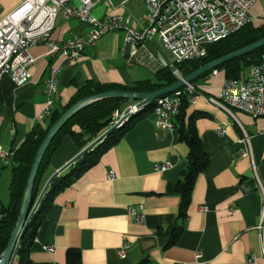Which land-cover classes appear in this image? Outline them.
<instances>
[{
	"label": "crops",
	"instance_id": "0c3cea01",
	"mask_svg": "<svg viewBox=\"0 0 264 264\" xmlns=\"http://www.w3.org/2000/svg\"><path fill=\"white\" fill-rule=\"evenodd\" d=\"M112 1L114 6L107 0L99 2L93 14L130 15L132 26L147 25L143 0ZM18 3L0 0V18ZM78 3L71 0L70 4ZM90 31L88 22L61 11L52 39L61 45ZM124 35V29L105 34L75 61L65 60L61 51L50 54L45 43L34 46L30 81L16 85L6 77L2 82L0 145L14 151L37 123H48L40 121L39 115L50 99L46 80L53 66L61 65L60 97L54 107L58 108L89 80L133 85L174 63L159 36L131 58L129 49H124ZM140 56L146 57L144 62ZM226 79L224 70L200 78L187 108L188 115L205 113L196 124L210 161L197 176L185 219H179L176 184L188 168L189 147L176 128L156 127L152 114L139 120L97 164L55 196L34 239L32 264H68L70 248L80 251L78 264H249L251 253L258 256L255 264H264L258 229L264 203V116L255 118L237 109L232 110L233 116L213 103L210 97L219 95ZM245 132L250 136V156L243 155L249 151ZM65 143L76 147L74 154L81 150L66 137L52 157L54 167L49 173L74 155L63 158L60 150ZM166 161L172 162L168 170H154L155 163ZM11 168L10 162L0 161V204L10 201ZM110 171L116 176L109 177ZM138 205L144 206L141 221L129 213V207ZM178 225L181 235L169 244ZM126 242L129 246L121 256L119 249ZM48 245L54 250L49 251ZM198 251L203 254L200 259Z\"/></svg>",
	"mask_w": 264,
	"mask_h": 264
},
{
	"label": "built area",
	"instance_id": "2783aa9c",
	"mask_svg": "<svg viewBox=\"0 0 264 264\" xmlns=\"http://www.w3.org/2000/svg\"><path fill=\"white\" fill-rule=\"evenodd\" d=\"M102 0H79L77 5L71 0H19L18 5L0 18V93L3 80L8 77L16 85H23L31 79V67L36 57L32 48L41 43L49 47V53L61 51L64 59L75 61L89 47L95 45L105 34L124 29V49H129L130 57L138 55L139 49L154 36H159L164 47L173 55L176 64L186 60H194L207 55V46L226 38L256 18L251 8L258 0H143L147 11L148 23L144 28L131 25L130 15L105 14L98 17L93 14L94 7ZM114 6L112 0H107ZM67 16H75L91 25L87 36H74L59 44L52 39L60 12ZM260 17L264 21V10ZM153 57V56H152ZM145 56H140L141 62ZM61 65L49 70L46 90L50 99L39 115L43 121L52 112L55 102L60 97ZM174 72L179 78L183 75L175 67ZM184 90L159 96L155 99L153 119L156 127L175 129V117L179 113L182 94L186 91L195 94L196 85L186 82ZM210 100L234 116L233 109L250 114L253 117L264 116V54L258 63L251 66L248 73L240 78L226 79L217 97ZM131 113L138 110L130 106ZM220 131L224 130L220 128ZM244 141L251 155L250 136L245 132ZM12 150L0 145V161L10 162ZM172 166L171 161L155 163V171L164 172ZM255 175L257 176L256 172ZM116 176L114 171L109 177ZM206 208V207H205ZM129 213L138 220L145 216L144 206L129 207ZM261 239V254L264 257V203L261 221L258 226ZM129 243L120 249L119 255L124 256ZM49 251L54 250L48 245ZM201 251L197 259L202 258ZM258 256L251 253L249 264H255Z\"/></svg>",
	"mask_w": 264,
	"mask_h": 264
},
{
	"label": "trees",
	"instance_id": "16d2710c",
	"mask_svg": "<svg viewBox=\"0 0 264 264\" xmlns=\"http://www.w3.org/2000/svg\"><path fill=\"white\" fill-rule=\"evenodd\" d=\"M263 36L264 21L257 25H254L253 22L248 23L226 38L208 44V52L205 57L194 60H186L176 64L175 67L183 76H187L201 65L233 52ZM263 54L264 47L228 60L203 73L198 78L193 80L192 83L196 85V82L200 78L209 75L215 70H224L227 79H240L248 73L253 64L258 63L261 60ZM175 67L166 66L160 68L156 71L154 78L137 80L133 85L120 83H97L89 80L78 88L76 94L66 105L54 108V104L51 114L45 118L48 120V123L46 125L42 122L37 123L26 135L22 144L13 151V155L10 160L13 172L10 183V201L7 204H0V256L5 251L12 231L18 222L24 195L27 190L29 175L37 151L49 128L60 117V115L75 102L105 91H154L172 85L179 80V77L174 72ZM184 89L185 87L181 88V90ZM190 96L191 95L187 91L182 94L181 108L175 117V128L179 133L180 139L189 147L188 168L185 171L183 178L176 184V190L181 199L179 206V219H185L187 217V210L191 201V195L197 176L208 167L210 161L209 154L205 149L196 124L197 119L200 116L205 115V113L195 111L190 115L187 114V108L190 104ZM137 101L138 100L136 99L132 100L124 96L104 97L88 103L76 114H74L54 137L45 152L35 179L30 208H32L35 204L46 181L52 174L49 173L52 157L59 149L64 139L66 137H70L79 149H83L86 145L111 127L114 121L115 113L125 112L128 107L136 104ZM154 107L155 100L131 113L122 122V124L105 136L99 145L86 152L78 161L53 179L39 208L35 211L32 219L25 229L17 252V264H32L30 252L34 239L41 223L44 221L50 207L53 204L55 196L64 188L69 186L86 170L97 164L101 156L120 139H122L125 133L133 128L139 120L152 115ZM181 232L182 226H176L171 234L169 244L175 243L180 237ZM79 258V250L75 248H70L68 250V264H78ZM140 264H143V262Z\"/></svg>",
	"mask_w": 264,
	"mask_h": 264
},
{
	"label": "water",
	"instance_id": "95a60500",
	"mask_svg": "<svg viewBox=\"0 0 264 264\" xmlns=\"http://www.w3.org/2000/svg\"><path fill=\"white\" fill-rule=\"evenodd\" d=\"M264 47V36L259 38L258 40L247 44L233 52H230L226 55H223L219 58H216L214 60H211L197 69H195L193 72L188 74L187 76H183V78H179L177 82H175L172 85H169L167 87H164L162 89L154 90V91H142V92H134V91H128V90H109L105 91L99 94H96L91 97H87L84 99H81L77 102H75L73 105H71L68 109H66L60 117L52 124V126L49 128L45 138L43 139L37 154L35 156L32 169L29 175L28 179V185L27 190L24 195L23 203L21 206L20 216L18 219L17 224L15 225L10 240L8 242V245L5 249V251L0 256V264H14L17 258V252L18 248L20 246L21 239L24 235L25 229L27 228L30 220L32 219L35 211L39 208L48 188L50 187L53 179L60 175L63 171H65L68 167H70L72 164H74L76 161H78L86 152L93 149L95 146L99 145V143L104 139L105 136H107L109 133H111L114 129H116L122 122L131 114V108L128 107L125 112L122 114V116L106 131H104L101 135H99L96 139H94L92 142H90L88 145H86L83 149H81L73 158H71L69 161H67L62 167L54 171L48 180L46 181L38 199L36 200L35 204L32 208H30V204L32 201V192L33 187L35 183V179L40 167V163L45 155V152L47 148L49 147L51 141L54 139V137L58 134V132L63 128V126L68 122V120L76 114L81 108H83L85 105H87L90 102H93L95 100L104 98V97H112V96H124L128 97L132 100H138L135 104L136 108H141L145 106L146 104L154 101L159 96L174 92L183 86H185L186 82H192L196 78H198L203 73L215 68L216 66L237 58L239 56L248 54L254 50H257L259 48Z\"/></svg>",
	"mask_w": 264,
	"mask_h": 264
},
{
	"label": "rangeland",
	"instance_id": "374dc122",
	"mask_svg": "<svg viewBox=\"0 0 264 264\" xmlns=\"http://www.w3.org/2000/svg\"><path fill=\"white\" fill-rule=\"evenodd\" d=\"M264 10V0H258L254 5L253 7L251 8V11L253 13V15L256 17L253 21V24L254 25H257V24H260L263 20L262 18L260 17L261 13L263 12ZM135 105V104H133ZM124 113V112H123ZM123 113H115V116H114V121H113V124L122 116ZM112 124V125H113ZM111 125V126H112ZM76 152V147L74 145H71L68 143V144H64L62 146V149L60 150V153H62V156L63 158H68L70 156H72L74 153ZM77 154V153H76ZM76 154H74L72 157H70L68 159V161L73 158ZM54 167V164H52V166L50 167V170L51 168ZM12 169V168H11Z\"/></svg>",
	"mask_w": 264,
	"mask_h": 264
}]
</instances>
